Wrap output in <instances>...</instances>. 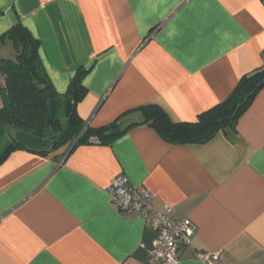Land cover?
Here are the masks:
<instances>
[{"label":"crops","instance_id":"1","mask_svg":"<svg viewBox=\"0 0 264 264\" xmlns=\"http://www.w3.org/2000/svg\"><path fill=\"white\" fill-rule=\"evenodd\" d=\"M18 23L57 92L87 70L80 133L115 126L104 139L15 148L0 162V264H142L157 233L112 201L119 175L149 190L156 209L191 220L176 264H264V85L204 142L131 125L148 104L195 121L264 68V0H0V37ZM3 57H16L7 39Z\"/></svg>","mask_w":264,"mask_h":264},{"label":"trees","instance_id":"2","mask_svg":"<svg viewBox=\"0 0 264 264\" xmlns=\"http://www.w3.org/2000/svg\"><path fill=\"white\" fill-rule=\"evenodd\" d=\"M0 39L2 42L9 40L16 50L15 58H0V67L7 77V87L0 91V143L6 138L10 139L0 162L15 148L29 149L16 141L15 134L18 131L53 140L48 148L32 150L39 153L59 149L76 136L77 143L89 141L93 136L107 138L106 132L115 126L114 123L97 130L86 128L80 133L83 120L77 112V104L86 93L83 79L87 70L79 69L68 90L59 93L54 89L40 58L39 42L23 24H16ZM263 85L264 68H261L243 76L228 100L200 113L195 121H174L160 105L148 104L141 107L143 121L131 125L149 124L173 142H204L225 126L232 125ZM47 93H51L53 98L52 122L47 119ZM64 118L66 125L62 121ZM11 129H14V133L10 132Z\"/></svg>","mask_w":264,"mask_h":264},{"label":"built area","instance_id":"3","mask_svg":"<svg viewBox=\"0 0 264 264\" xmlns=\"http://www.w3.org/2000/svg\"><path fill=\"white\" fill-rule=\"evenodd\" d=\"M0 39V45H2ZM7 87V77L0 67V91ZM112 201L123 215L138 213L144 222L156 231V237L149 249L148 258L142 264H176L181 247L190 245L194 228L190 219H175L172 208L165 205L156 209L152 193L132 185L126 175L117 176L108 187ZM195 257L202 261L218 259L219 252L195 251Z\"/></svg>","mask_w":264,"mask_h":264},{"label":"water","instance_id":"4","mask_svg":"<svg viewBox=\"0 0 264 264\" xmlns=\"http://www.w3.org/2000/svg\"><path fill=\"white\" fill-rule=\"evenodd\" d=\"M46 110L47 119L49 122H52L54 120V106L51 93L46 94ZM109 134H113V132H109ZM15 139L18 143L31 150H43L45 148H48L53 142L51 138L41 139L38 137H34L24 131L16 132Z\"/></svg>","mask_w":264,"mask_h":264},{"label":"rangeland","instance_id":"5","mask_svg":"<svg viewBox=\"0 0 264 264\" xmlns=\"http://www.w3.org/2000/svg\"><path fill=\"white\" fill-rule=\"evenodd\" d=\"M0 103H2V94L1 93H0ZM10 132L14 133V129H11ZM9 142H10V139H7V138L4 141L1 142V144H0V156L3 153L5 147L7 146V144Z\"/></svg>","mask_w":264,"mask_h":264}]
</instances>
